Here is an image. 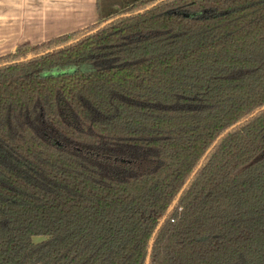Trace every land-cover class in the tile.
Instances as JSON below:
<instances>
[{"label":"trees","instance_id":"trees-1","mask_svg":"<svg viewBox=\"0 0 264 264\" xmlns=\"http://www.w3.org/2000/svg\"><path fill=\"white\" fill-rule=\"evenodd\" d=\"M97 10L0 57V264H264V0Z\"/></svg>","mask_w":264,"mask_h":264},{"label":"crops","instance_id":"crops-1","mask_svg":"<svg viewBox=\"0 0 264 264\" xmlns=\"http://www.w3.org/2000/svg\"><path fill=\"white\" fill-rule=\"evenodd\" d=\"M97 0H0V57L94 25Z\"/></svg>","mask_w":264,"mask_h":264},{"label":"water","instance_id":"water-1","mask_svg":"<svg viewBox=\"0 0 264 264\" xmlns=\"http://www.w3.org/2000/svg\"><path fill=\"white\" fill-rule=\"evenodd\" d=\"M142 12H144V11H140V12H137V13H135V14H133V15H138V14H141ZM132 15V14H131ZM131 15H126V16H131ZM123 17V16H122ZM120 17H118L117 19H119ZM116 19V20H117ZM114 20H111V21H109V22H107L105 25H103V27H105L106 25H108V24H110L111 22H113ZM95 33V31L94 32H92V33H90V34H94ZM76 42H78V41H76ZM72 44V43H71ZM71 44H69V45H71ZM61 48H63V47H61ZM61 48H59V49H61ZM54 52V50H52V51H50L49 53H53ZM49 53H47V54H49ZM33 58L32 57H30V58H27L26 60H24V61H30V60H32ZM235 127H233L231 130H233ZM223 137V136H222ZM222 137H220L219 138V140L222 138ZM218 140V141H219ZM217 141V142H218ZM217 142L215 143V145L217 144ZM211 151V150H210ZM209 151V152H210ZM202 163H203V161L201 162V165H202ZM195 176V173L193 174V176L191 177V179L193 178ZM189 182H190V180H189ZM189 182L187 183V185L189 184ZM187 185L184 187V189L187 187ZM176 203L177 202H175L174 203V205H173V207L171 208V210H170V212L173 210V208L175 207V205H176ZM165 221V220H164ZM164 221L161 223V225L164 223ZM161 225H160V227H161ZM159 227V228H160ZM158 228V229H159ZM158 231V230H157ZM153 244H154V239L152 240V242H151V247H150V253H149V258H148V261H149V259H150V256H151V253H152V251H153Z\"/></svg>","mask_w":264,"mask_h":264},{"label":"rangeland","instance_id":"rangeland-1","mask_svg":"<svg viewBox=\"0 0 264 264\" xmlns=\"http://www.w3.org/2000/svg\"><path fill=\"white\" fill-rule=\"evenodd\" d=\"M98 22H99V20L97 21V23H98ZM97 23H96V24H97ZM94 25H95V24H94ZM91 26H92V25H91ZM89 27H90V26H89ZM87 28H88V27H85L84 29H87ZM42 240H43V239H36L35 241H36V242H40V241H42Z\"/></svg>","mask_w":264,"mask_h":264}]
</instances>
